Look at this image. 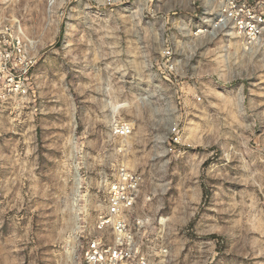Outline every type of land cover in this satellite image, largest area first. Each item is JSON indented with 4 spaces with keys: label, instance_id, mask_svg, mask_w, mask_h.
Segmentation results:
<instances>
[{
    "label": "rangeland",
    "instance_id": "374dc122",
    "mask_svg": "<svg viewBox=\"0 0 264 264\" xmlns=\"http://www.w3.org/2000/svg\"><path fill=\"white\" fill-rule=\"evenodd\" d=\"M232 1L0 0L36 61L0 102V264H85L121 168L170 264H264V41L216 28Z\"/></svg>",
    "mask_w": 264,
    "mask_h": 264
},
{
    "label": "built area",
    "instance_id": "2783aa9c",
    "mask_svg": "<svg viewBox=\"0 0 264 264\" xmlns=\"http://www.w3.org/2000/svg\"><path fill=\"white\" fill-rule=\"evenodd\" d=\"M215 19L216 28L237 33L248 45L264 41V0H233ZM35 66L36 61L19 38H0V102L30 94ZM114 131L124 138L132 128L123 124ZM171 136L173 146L182 143L178 126L171 130ZM143 185L141 174L119 169L109 185L96 231L86 243L85 264H170L169 247L163 240L167 220L156 215H134Z\"/></svg>",
    "mask_w": 264,
    "mask_h": 264
},
{
    "label": "bare ground",
    "instance_id": "6f19581e",
    "mask_svg": "<svg viewBox=\"0 0 264 264\" xmlns=\"http://www.w3.org/2000/svg\"><path fill=\"white\" fill-rule=\"evenodd\" d=\"M236 37H239V35L236 33V35H235ZM121 108V107H120Z\"/></svg>",
    "mask_w": 264,
    "mask_h": 264
}]
</instances>
